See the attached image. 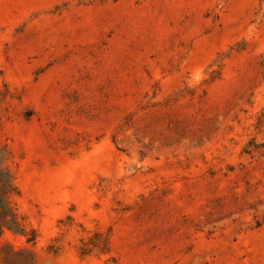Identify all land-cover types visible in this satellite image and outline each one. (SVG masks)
<instances>
[{"label": "rangeland", "instance_id": "rangeland-1", "mask_svg": "<svg viewBox=\"0 0 264 264\" xmlns=\"http://www.w3.org/2000/svg\"><path fill=\"white\" fill-rule=\"evenodd\" d=\"M0 148V264H264V0H0Z\"/></svg>", "mask_w": 264, "mask_h": 264}, {"label": "trees", "instance_id": "trees-1", "mask_svg": "<svg viewBox=\"0 0 264 264\" xmlns=\"http://www.w3.org/2000/svg\"><path fill=\"white\" fill-rule=\"evenodd\" d=\"M8 161V150L0 148V237L6 229L27 236L26 226L12 202V196L17 192V186ZM35 241L36 232L32 230L31 237H27L26 242L34 245ZM5 247L13 251L15 255L20 256L18 264H35L34 251L31 247H22L15 250L10 243H7Z\"/></svg>", "mask_w": 264, "mask_h": 264}]
</instances>
